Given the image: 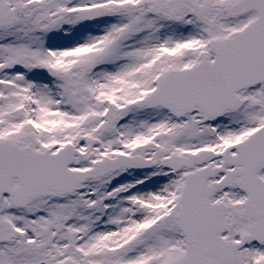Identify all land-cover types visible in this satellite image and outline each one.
<instances>
[{
  "label": "snow or ice",
  "instance_id": "6c2138e0",
  "mask_svg": "<svg viewBox=\"0 0 264 264\" xmlns=\"http://www.w3.org/2000/svg\"><path fill=\"white\" fill-rule=\"evenodd\" d=\"M0 264H264V0H0Z\"/></svg>",
  "mask_w": 264,
  "mask_h": 264
}]
</instances>
